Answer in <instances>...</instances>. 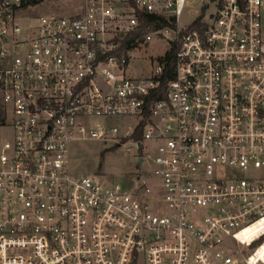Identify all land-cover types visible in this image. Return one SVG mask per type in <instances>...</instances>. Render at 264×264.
<instances>
[{"label": "built area", "instance_id": "built-area-1", "mask_svg": "<svg viewBox=\"0 0 264 264\" xmlns=\"http://www.w3.org/2000/svg\"><path fill=\"white\" fill-rule=\"evenodd\" d=\"M43 1L0 0V264L264 262V0ZM153 39L172 76L125 75ZM86 139L130 142L136 186L72 173Z\"/></svg>", "mask_w": 264, "mask_h": 264}, {"label": "rangeland", "instance_id": "rangeland-1", "mask_svg": "<svg viewBox=\"0 0 264 264\" xmlns=\"http://www.w3.org/2000/svg\"><path fill=\"white\" fill-rule=\"evenodd\" d=\"M56 2V3H54ZM64 0H44L30 14L38 12L40 7H61ZM200 12L199 0H188L179 16V24L189 23ZM168 46L159 39H153L132 51V55L124 69L127 76H145L152 72L156 58L163 54ZM131 147V151H127ZM135 149L130 142L124 141L121 145H112L111 142H102L95 139L75 140L69 145V166L72 173L91 175L95 180L118 183L123 189L131 190L136 184L135 173L137 164ZM264 227V219L245 229L250 234ZM264 255V241L257 247L255 254L250 258ZM264 264V262L259 263Z\"/></svg>", "mask_w": 264, "mask_h": 264}, {"label": "trees", "instance_id": "trees-1", "mask_svg": "<svg viewBox=\"0 0 264 264\" xmlns=\"http://www.w3.org/2000/svg\"><path fill=\"white\" fill-rule=\"evenodd\" d=\"M42 0H31V3H37ZM142 18L144 19V25L141 28L143 30L157 28L165 23V20L161 17L154 15V14H143ZM173 53H174V46H172L169 50H167L164 54V72L162 74V79H166L172 76L173 73ZM4 115V110L0 107V120Z\"/></svg>", "mask_w": 264, "mask_h": 264}, {"label": "bare ground", "instance_id": "bare-ground-1", "mask_svg": "<svg viewBox=\"0 0 264 264\" xmlns=\"http://www.w3.org/2000/svg\"><path fill=\"white\" fill-rule=\"evenodd\" d=\"M262 219H264V218H262ZM260 220H261V219H260ZM257 222H258V221H257ZM257 222H255V223H257ZM255 223H253V224H255ZM253 224H252V225H253Z\"/></svg>", "mask_w": 264, "mask_h": 264}]
</instances>
